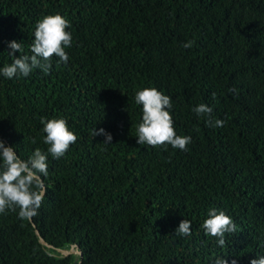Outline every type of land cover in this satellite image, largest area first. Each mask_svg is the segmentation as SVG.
I'll return each instance as SVG.
<instances>
[{
	"label": "trees",
	"instance_id": "16d2710c",
	"mask_svg": "<svg viewBox=\"0 0 264 264\" xmlns=\"http://www.w3.org/2000/svg\"><path fill=\"white\" fill-rule=\"evenodd\" d=\"M55 14L70 22L69 60L53 56L48 74L0 75V140L26 160L47 152L41 118H62L77 141L60 159L49 154L38 215L0 214V264L264 255V0H0V68L12 62L11 41L31 55L36 23ZM147 87L171 97L176 134L191 136L186 151L137 144L135 94ZM200 104L224 126H208L192 110ZM212 208L237 226L223 247L202 227ZM183 219L191 235L175 234ZM73 247L82 257L58 253Z\"/></svg>",
	"mask_w": 264,
	"mask_h": 264
},
{
	"label": "clouds",
	"instance_id": "9594fccd",
	"mask_svg": "<svg viewBox=\"0 0 264 264\" xmlns=\"http://www.w3.org/2000/svg\"><path fill=\"white\" fill-rule=\"evenodd\" d=\"M70 22L60 14L47 15L35 25L34 39L29 46L31 55L24 54V45L16 41L8 44L12 57L10 64L0 68V75L7 79L28 77L34 69H40L45 74L50 73L53 65V56L58 57V63L67 64L69 57L65 51L71 46L72 34L67 31ZM194 41L189 40L182 45L185 49L194 46ZM20 56L16 57L15 53ZM234 91V89H229ZM215 94H213V99ZM135 101L142 105V122L138 125L137 144L149 146L171 145L173 149L187 150L191 143V136H180L174 129L173 118L170 114L172 108L171 97L154 87H147L137 91ZM198 116H206L210 127H223L224 121L212 117V108L200 104L192 109ZM42 131L46 134L44 144L48 145L47 152L37 148L28 159H22L14 146H6L0 140V214L8 210L19 209L21 219H31L38 215L42 202L47 194L44 183L48 172L49 154L53 159L62 158L69 147L77 141V136L69 130L65 119L41 118ZM93 136H104L105 145H110L112 136L103 128L93 129ZM202 227L206 235L216 237L218 245L226 244L225 235L235 233L237 226L232 218L223 210L212 208L208 211V218ZM176 235H191V222L183 219L175 230ZM215 264H228L226 259L217 258ZM231 264H237L235 259ZM249 264H264V255L250 260Z\"/></svg>",
	"mask_w": 264,
	"mask_h": 264
},
{
	"label": "water",
	"instance_id": "95a60500",
	"mask_svg": "<svg viewBox=\"0 0 264 264\" xmlns=\"http://www.w3.org/2000/svg\"><path fill=\"white\" fill-rule=\"evenodd\" d=\"M33 226V225H32ZM34 227V226H33ZM35 228V227H34ZM36 235H38V232L36 231ZM39 243L46 247V248H51L50 246H48L41 238L39 239ZM58 253L61 254L64 257H69L72 255H79L82 257L81 253L79 251L75 250V247H73L70 251H65V250H58Z\"/></svg>",
	"mask_w": 264,
	"mask_h": 264
}]
</instances>
